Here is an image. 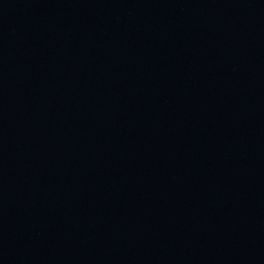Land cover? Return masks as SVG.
I'll return each instance as SVG.
<instances>
[{"label":"water","instance_id":"obj_1","mask_svg":"<svg viewBox=\"0 0 264 264\" xmlns=\"http://www.w3.org/2000/svg\"><path fill=\"white\" fill-rule=\"evenodd\" d=\"M0 264H264V0H0Z\"/></svg>","mask_w":264,"mask_h":264}]
</instances>
